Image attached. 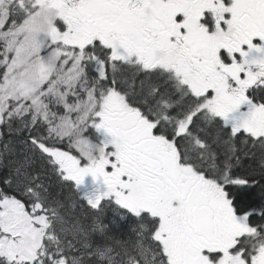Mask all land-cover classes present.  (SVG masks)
<instances>
[{"label": "snow or ice", "instance_id": "snow-or-ice-1", "mask_svg": "<svg viewBox=\"0 0 264 264\" xmlns=\"http://www.w3.org/2000/svg\"><path fill=\"white\" fill-rule=\"evenodd\" d=\"M0 264H264V0H0Z\"/></svg>", "mask_w": 264, "mask_h": 264}]
</instances>
